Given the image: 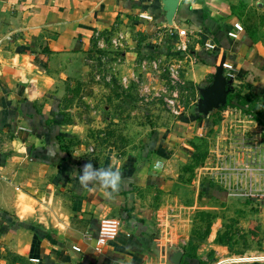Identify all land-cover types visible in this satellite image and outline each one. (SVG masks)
Returning a JSON list of instances; mask_svg holds the SVG:
<instances>
[{"label":"crops","instance_id":"0c3cea01","mask_svg":"<svg viewBox=\"0 0 264 264\" xmlns=\"http://www.w3.org/2000/svg\"><path fill=\"white\" fill-rule=\"evenodd\" d=\"M177 27L197 32L190 43L196 73L189 74L201 88L222 66L229 82L264 95V0L180 1L173 24L163 0H0V212L16 223L14 252L35 264H171L170 246L157 237L137 192L164 182L163 135L121 168L91 166L82 185L88 162L66 153L58 94L83 72L107 30L157 41ZM208 40L215 52L204 49ZM104 217L118 218L120 232L99 252L94 239ZM180 264L197 263L183 250Z\"/></svg>","mask_w":264,"mask_h":264},{"label":"rangeland","instance_id":"374dc122","mask_svg":"<svg viewBox=\"0 0 264 264\" xmlns=\"http://www.w3.org/2000/svg\"><path fill=\"white\" fill-rule=\"evenodd\" d=\"M148 38L107 30L83 72L63 84L58 107L66 150L91 166L121 168L146 156L153 138L163 135L164 182L137 190L157 237L197 264H264V121L258 115L264 95L231 81L235 104L201 115V84L190 78L193 54L171 45L169 36ZM185 117L196 123H180ZM16 229L0 212V264H35L12 250Z\"/></svg>","mask_w":264,"mask_h":264},{"label":"water","instance_id":"95a60500","mask_svg":"<svg viewBox=\"0 0 264 264\" xmlns=\"http://www.w3.org/2000/svg\"><path fill=\"white\" fill-rule=\"evenodd\" d=\"M180 0H163V9L166 11V18L169 23L173 24ZM230 82L223 73V67H218L214 79L206 88H202V103L198 110L207 114L213 109H218L226 105ZM183 255V250L170 249L168 252V261L171 264H180Z\"/></svg>","mask_w":264,"mask_h":264},{"label":"built area","instance_id":"2783aa9c","mask_svg":"<svg viewBox=\"0 0 264 264\" xmlns=\"http://www.w3.org/2000/svg\"><path fill=\"white\" fill-rule=\"evenodd\" d=\"M184 3H193L196 0H180ZM197 36V32L193 29L187 27L181 28L177 27L176 29L169 30V37L172 38L173 46H176L178 50L183 53H186V56L189 57L192 52L190 51V43L193 38ZM204 49L208 51H214L217 49V45L212 41H206L204 43ZM193 58V57H191ZM234 74L229 73L228 78L232 80ZM120 232V220L113 217H104L100 219L99 226L97 229V234L95 236V245L94 248L96 251H102L104 246H106L110 241L114 240ZM35 260V258H33Z\"/></svg>","mask_w":264,"mask_h":264},{"label":"clouds","instance_id":"9594fccd","mask_svg":"<svg viewBox=\"0 0 264 264\" xmlns=\"http://www.w3.org/2000/svg\"><path fill=\"white\" fill-rule=\"evenodd\" d=\"M89 168H91V164H90V163L85 164V166H84L85 175H84L83 177H79L81 184H82V185H85V186H87V185H86V182H87V180L90 178V177L88 176V173H87V170H88ZM112 186L115 187L114 184H113Z\"/></svg>","mask_w":264,"mask_h":264},{"label":"trees","instance_id":"16d2710c","mask_svg":"<svg viewBox=\"0 0 264 264\" xmlns=\"http://www.w3.org/2000/svg\"><path fill=\"white\" fill-rule=\"evenodd\" d=\"M227 104H235V103H233V96L228 95ZM258 115H259V117H261V120L264 121V113L261 112ZM66 153H68V155H70V153L68 151H66Z\"/></svg>","mask_w":264,"mask_h":264}]
</instances>
